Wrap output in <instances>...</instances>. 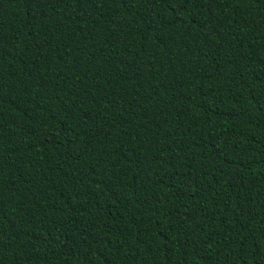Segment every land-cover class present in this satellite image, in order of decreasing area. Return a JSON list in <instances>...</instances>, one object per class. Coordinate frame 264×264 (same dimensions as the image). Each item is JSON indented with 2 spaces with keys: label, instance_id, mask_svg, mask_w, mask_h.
Returning a JSON list of instances; mask_svg holds the SVG:
<instances>
[{
  "label": "trees",
  "instance_id": "16d2710c",
  "mask_svg": "<svg viewBox=\"0 0 264 264\" xmlns=\"http://www.w3.org/2000/svg\"><path fill=\"white\" fill-rule=\"evenodd\" d=\"M0 264H264V0H0Z\"/></svg>",
  "mask_w": 264,
  "mask_h": 264
}]
</instances>
